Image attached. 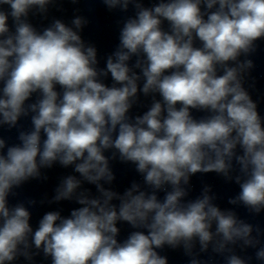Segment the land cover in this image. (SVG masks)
Listing matches in <instances>:
<instances>
[{"label":"clouds","instance_id":"obj_1","mask_svg":"<svg viewBox=\"0 0 264 264\" xmlns=\"http://www.w3.org/2000/svg\"><path fill=\"white\" fill-rule=\"evenodd\" d=\"M59 2L0 0V128L16 129L19 141L0 136V264H38L40 256L51 264H169L158 251L165 246L182 248L188 264H211L201 259L209 250L224 264H251L237 247L255 249L264 264L258 224L222 210L208 185L188 199L191 177L214 172L239 186L230 205L264 212V117L245 87L255 68L249 57L264 40V0H101L109 11L135 10L103 68L81 36L87 17L54 18L40 30L30 22ZM140 94L152 103L133 117ZM117 158L143 181L123 193L105 187ZM57 163L79 177L62 178L49 203L79 207L68 216L48 211L33 229L37 202L10 205L9 197L46 180L42 170ZM121 222L134 229L122 242Z\"/></svg>","mask_w":264,"mask_h":264}]
</instances>
